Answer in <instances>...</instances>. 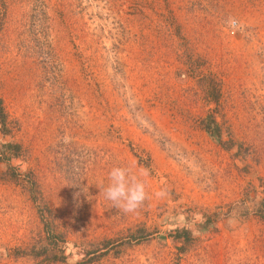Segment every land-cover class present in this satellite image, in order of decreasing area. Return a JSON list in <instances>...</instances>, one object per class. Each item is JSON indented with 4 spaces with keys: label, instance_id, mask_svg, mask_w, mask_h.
<instances>
[{
    "label": "rangeland",
    "instance_id": "1",
    "mask_svg": "<svg viewBox=\"0 0 264 264\" xmlns=\"http://www.w3.org/2000/svg\"><path fill=\"white\" fill-rule=\"evenodd\" d=\"M0 264H264V0H0Z\"/></svg>",
    "mask_w": 264,
    "mask_h": 264
},
{
    "label": "clouds",
    "instance_id": "2",
    "mask_svg": "<svg viewBox=\"0 0 264 264\" xmlns=\"http://www.w3.org/2000/svg\"><path fill=\"white\" fill-rule=\"evenodd\" d=\"M149 175L147 168L134 170L128 165H116L108 173L107 186L100 188V191H103L105 199L111 201L112 207L124 213H132L149 199L147 185ZM164 194L163 191L156 193L157 196Z\"/></svg>",
    "mask_w": 264,
    "mask_h": 264
}]
</instances>
